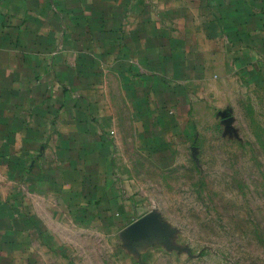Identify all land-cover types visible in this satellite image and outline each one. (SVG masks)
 Here are the masks:
<instances>
[{
    "label": "crops",
    "instance_id": "0c3cea01",
    "mask_svg": "<svg viewBox=\"0 0 264 264\" xmlns=\"http://www.w3.org/2000/svg\"><path fill=\"white\" fill-rule=\"evenodd\" d=\"M263 85L260 0H0V264H72L128 141L172 152Z\"/></svg>",
    "mask_w": 264,
    "mask_h": 264
},
{
    "label": "rangeland",
    "instance_id": "374dc122",
    "mask_svg": "<svg viewBox=\"0 0 264 264\" xmlns=\"http://www.w3.org/2000/svg\"><path fill=\"white\" fill-rule=\"evenodd\" d=\"M231 92L172 152L127 142L117 210L64 232L72 264H264V85Z\"/></svg>",
    "mask_w": 264,
    "mask_h": 264
}]
</instances>
